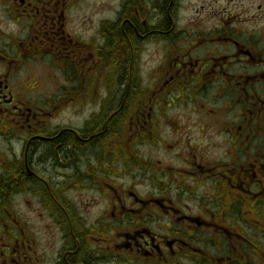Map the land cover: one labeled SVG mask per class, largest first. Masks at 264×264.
Here are the masks:
<instances>
[{
	"label": "flooded vegetation",
	"instance_id": "1",
	"mask_svg": "<svg viewBox=\"0 0 264 264\" xmlns=\"http://www.w3.org/2000/svg\"><path fill=\"white\" fill-rule=\"evenodd\" d=\"M78 2L0 0L6 18L24 30L20 41L0 45V137L23 146L16 167L12 160L0 166V264H44L45 244L54 248L51 264H264V50L245 31L252 14H228L241 9L233 0L219 5L213 32L172 54L148 97L108 32L100 30L95 42L68 28ZM164 23L124 18L119 27L132 53L158 38L170 48ZM41 64L66 80L80 76L83 101L92 84L115 91L99 102L100 120L51 125L32 96L41 85L23 76ZM47 99L59 103L60 95ZM169 99L183 105L181 118L159 108ZM20 176L29 183L16 188ZM24 196L53 225L21 222ZM100 204L88 224L82 211L90 215Z\"/></svg>",
	"mask_w": 264,
	"mask_h": 264
},
{
	"label": "rangeland",
	"instance_id": "2",
	"mask_svg": "<svg viewBox=\"0 0 264 264\" xmlns=\"http://www.w3.org/2000/svg\"><path fill=\"white\" fill-rule=\"evenodd\" d=\"M170 1L171 4L167 7L161 0H141L139 3H137L138 0H129V2L134 5H132L130 8L131 10L126 13V15H132L134 12L132 9L133 6L141 11H144L146 8L148 11L147 15L150 13L149 20L154 23L164 18L166 23H164L163 26H166L168 31L167 34L171 33L169 36L172 39L170 48H167L166 44H164L165 42L158 38L157 42L152 40L141 41L140 44L136 45L132 53L131 50H128V53L125 52L124 58L122 56L124 52H118L119 58L125 59L128 64L134 63L135 69L131 72V76L133 79L137 80L141 88L142 86L145 88V91L149 95L148 97L153 96V93L158 90L159 73L157 70H164L167 64L173 59L171 55L178 53L177 50H179V53L182 51L185 53L186 50L184 48L194 37L200 34H211L213 32L212 28L216 20L218 6L226 5V3L229 2V0ZM120 2L121 0H79L76 6L70 8L68 13V18L70 19L68 21L70 23L67 26L69 29L73 27L72 30L75 31L78 38L89 40L93 38L96 42L95 39H99L98 32H100L102 22L106 20L111 22L116 21L120 9ZM232 3L242 5L241 9H228L227 13L231 16L241 17L243 19L248 17L247 15L252 14L253 20L247 23L245 31L252 34L253 38L260 37L262 40L260 41L259 47L264 50V0H233ZM169 7H172V15L169 16L172 18L171 21L168 20L167 16ZM241 11L244 12L242 13ZM8 34L10 37L15 38L16 41H20V39L24 37V30L22 25L16 24L6 18L4 11L0 7V45L8 43L5 38ZM244 35L250 37L246 33H244ZM204 48L212 50L213 45L198 47L197 49L202 50ZM128 67L131 68L129 65ZM26 75L28 76V81L37 82L41 85L40 89L32 96H34V99L38 100V105H40V102L46 103L41 106L44 108V111L48 113L47 117L50 120V124L58 125L59 127H82L84 123L90 119L91 114L101 107L99 102L104 96L108 94L115 95V91L113 92L107 87L103 88L98 84L99 88L94 89V85L92 84V87L89 86V92L86 93V96H89V98L87 101H83L84 99L80 98L83 95V88L79 86L78 82L81 77L79 76L77 80H66L70 78V75H66L65 72H59L55 69V66H47L46 64H41L40 66L29 65L27 72H23V76ZM103 76L104 80L109 75L104 72ZM53 95H60L59 103H48L47 97ZM170 95H179V91H173ZM44 96H47L46 100ZM149 104L150 103L142 104V106L146 107V111L152 106V104H150V106ZM168 104L170 105L166 106L167 104L165 103L159 105V108L163 111H167V115L170 117L175 116L181 118L180 115H182L184 109L183 105L175 99L172 103H170L169 99ZM153 108L155 109L154 104ZM149 149L150 143L146 141L142 144V147L139 148V153H141L142 156L149 154ZM39 156V154L35 156V165ZM22 157L23 146L18 139L4 140L0 137V166L3 167L8 165L12 160L13 166L16 167L17 163H15V160L18 158L22 159ZM25 201L28 202L27 207L29 208H26L24 204ZM19 202L21 203L20 207L18 204ZM19 202L17 205L22 211L17 213V216L21 222L24 217L26 220L29 219L31 223L44 224L46 227L53 225V223L48 220L47 212L38 208L34 198L24 196V199H20ZM102 207V204L90 207V215L82 211L83 215L87 218L88 224L96 220V216ZM49 233V235L53 234L52 227ZM44 236L46 237L47 234ZM41 251L45 259L44 264H51V261L55 257L54 248L50 244H45L42 246ZM103 264H112V262H103Z\"/></svg>",
	"mask_w": 264,
	"mask_h": 264
},
{
	"label": "trees",
	"instance_id": "3",
	"mask_svg": "<svg viewBox=\"0 0 264 264\" xmlns=\"http://www.w3.org/2000/svg\"><path fill=\"white\" fill-rule=\"evenodd\" d=\"M163 1L164 4L170 6L171 4V1L170 0H161ZM173 1V0H172ZM141 2V0H138L137 3ZM144 4V3H143ZM134 5V4H131L129 2V0H125L124 1V4H122V9L120 10L119 14H118V19L115 21V22H107L103 25L102 29L105 30V32H108L110 39H109V44H111L110 46H112L113 43H119V45L121 46L122 48V56L124 58V54L125 52L128 53V41L126 38H124L123 34H121L120 32V27L119 25L121 24V21L124 19V18H127L128 20H130V22L136 24L137 20L138 19H134V17L136 16V10L137 9L139 11V9L137 7H132L133 9V14L132 15H126V13L131 10V6ZM145 5V4H144ZM171 8L172 7H169L168 10H167V16H170L171 15ZM141 11V10H140ZM141 13H143V11H141ZM139 21V20H138ZM128 24L126 23V26ZM115 33V35H113ZM134 33V32H133ZM118 34V35H117ZM119 41V42H117ZM112 61H114V58H110Z\"/></svg>",
	"mask_w": 264,
	"mask_h": 264
},
{
	"label": "bare ground",
	"instance_id": "4",
	"mask_svg": "<svg viewBox=\"0 0 264 264\" xmlns=\"http://www.w3.org/2000/svg\"><path fill=\"white\" fill-rule=\"evenodd\" d=\"M12 183H15L13 184L14 187H19V186H22V185H25V184H28L29 181L28 179H26L24 176H20L17 178V181L14 180Z\"/></svg>",
	"mask_w": 264,
	"mask_h": 264
}]
</instances>
